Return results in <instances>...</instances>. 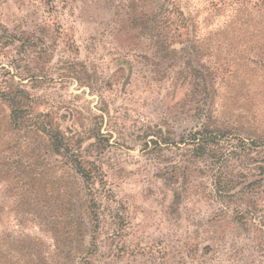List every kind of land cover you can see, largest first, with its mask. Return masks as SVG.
<instances>
[{
  "label": "rangeland",
  "instance_id": "1",
  "mask_svg": "<svg viewBox=\"0 0 264 264\" xmlns=\"http://www.w3.org/2000/svg\"><path fill=\"white\" fill-rule=\"evenodd\" d=\"M239 1L0 0V89L27 95L18 122L0 96V264H264V71L221 32Z\"/></svg>",
  "mask_w": 264,
  "mask_h": 264
},
{
  "label": "trees",
  "instance_id": "2",
  "mask_svg": "<svg viewBox=\"0 0 264 264\" xmlns=\"http://www.w3.org/2000/svg\"><path fill=\"white\" fill-rule=\"evenodd\" d=\"M162 2L163 3L160 7L161 16H166L168 18L170 11L164 9V1ZM235 11L237 14L234 16V19L225 24L221 31L229 39L225 42L226 44L224 49L226 52L239 54L237 58L239 64L241 62L244 64L246 60L249 59L248 56H253L251 62H253L257 68L264 71V0L239 1V5L236 7ZM193 48L197 50L198 46H194ZM248 70L252 71L255 69L248 68ZM210 74L214 75L215 72L210 71ZM0 96L9 102L12 108V120L14 122L21 120L22 112H25V110L21 108L22 102L24 97H27L24 90L20 88L14 91L0 89ZM46 131L50 143V151L52 153L68 157L73 156L71 169L80 180L81 188H84L85 185L89 187L90 184H93V176H95V173H92L90 168L85 167L76 156L69 153L60 131L54 130L51 126H49ZM189 139L192 144V151H194L196 156H202L206 154L207 151H210V143L212 140L204 134L203 130H196ZM258 139L263 142L260 136H258ZM90 193L88 192V194ZM80 197H84L86 199V196H83V193ZM84 207V210L92 214L94 219H96V204L95 200L91 198V196L87 198V202L84 204ZM65 209L70 210L69 206Z\"/></svg>",
  "mask_w": 264,
  "mask_h": 264
}]
</instances>
